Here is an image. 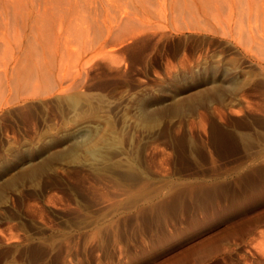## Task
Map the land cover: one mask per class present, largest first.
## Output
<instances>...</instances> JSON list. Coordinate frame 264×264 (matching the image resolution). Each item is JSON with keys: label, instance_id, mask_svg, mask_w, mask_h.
<instances>
[{"label": "rangeland", "instance_id": "374dc122", "mask_svg": "<svg viewBox=\"0 0 264 264\" xmlns=\"http://www.w3.org/2000/svg\"><path fill=\"white\" fill-rule=\"evenodd\" d=\"M0 264H264V0H0Z\"/></svg>", "mask_w": 264, "mask_h": 264}, {"label": "bare ground", "instance_id": "6f19581e", "mask_svg": "<svg viewBox=\"0 0 264 264\" xmlns=\"http://www.w3.org/2000/svg\"><path fill=\"white\" fill-rule=\"evenodd\" d=\"M27 77H28V76H27ZM27 77H26V78H27ZM24 78H25V77H24ZM26 78H25V79H26ZM6 84H7V83H6ZM84 132H85V131H84Z\"/></svg>", "mask_w": 264, "mask_h": 264}]
</instances>
